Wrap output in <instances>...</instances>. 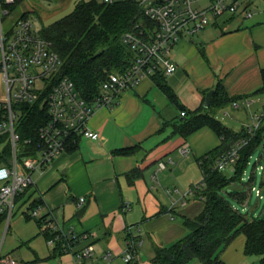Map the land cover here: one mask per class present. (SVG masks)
Returning a JSON list of instances; mask_svg holds the SVG:
<instances>
[{"label":"crops","instance_id":"crops-1","mask_svg":"<svg viewBox=\"0 0 264 264\" xmlns=\"http://www.w3.org/2000/svg\"><path fill=\"white\" fill-rule=\"evenodd\" d=\"M58 1L69 4L71 0ZM256 2L249 5V17L236 13L218 18L210 25L219 28L217 33L211 32L198 49L182 38L174 45L175 68L165 80L185 112L201 107L207 91L218 83L228 96L248 95L264 107V94H252L262 85L264 68V5ZM16 4L21 15L35 11L26 0ZM189 90L191 94H185ZM179 106L155 86L152 77H146L122 93L112 109H96L88 127L97 132V139L79 137L35 170L25 193L38 199L43 212L65 232L72 226L76 233L88 236L80 237L71 252L56 253L39 231L38 220L22 214L10 220L4 237L5 223L0 221L3 251L20 264H75L73 251L91 244L93 255L84 264H128L122 260L126 254L137 264H151L156 249L186 236L189 231L181 217L193 218L204 207L198 193L203 178L198 159L221 141L208 127L186 137L173 133V124L181 120ZM184 143L188 148L182 154L179 149ZM80 197L85 201L79 207ZM86 202L78 217L76 212ZM244 244V236L238 234L220 253V260L248 264ZM106 253L109 258H104ZM189 264L202 263L194 259Z\"/></svg>","mask_w":264,"mask_h":264},{"label":"built area","instance_id":"built-area-1","mask_svg":"<svg viewBox=\"0 0 264 264\" xmlns=\"http://www.w3.org/2000/svg\"><path fill=\"white\" fill-rule=\"evenodd\" d=\"M106 4L120 1L132 2L139 8L143 19L134 29L122 35V42L132 53L129 67L111 72L100 82L98 93L92 101L82 98L71 80L59 74L62 61L51 43L32 28L27 16H19L7 29H2V16L8 15L15 0H0V72L4 83V97L0 99V221H4L2 237L5 236L16 207L22 214L39 221V231L48 233L46 243L71 252L76 241L88 236L78 234L73 227L65 232L61 225L51 220L41 205L30 207L31 197L25 195L32 186V173L41 170L57 154L65 151L79 137L97 139V132L88 127L94 111L100 107L112 109L120 102L121 94L134 89L144 78L155 74L169 75L175 65L171 50L184 34L196 33L213 25L226 14L240 13L249 17L250 3L255 0H100ZM264 3V0H261ZM40 101L46 107L49 119L38 128V141L33 149L20 145L16 128L21 110L19 103L32 104ZM242 104L251 106V99L243 98ZM234 101V106H239ZM184 116L185 112L180 111ZM253 125L246 126L252 133L264 117V110L252 113ZM25 142H29L26 140ZM241 139L229 148L217 161L215 167L224 170L238 158ZM26 147V146H25ZM188 144L180 147L187 152ZM28 153V154H24ZM260 169H263L260 166ZM197 186L196 188H198ZM258 198L260 189L251 186ZM25 193L21 195L22 192ZM85 199H78V206ZM93 255L91 244L73 251L75 264H84ZM106 253L104 258H109ZM132 262L131 254L122 257ZM0 264H20L2 249L0 241Z\"/></svg>","mask_w":264,"mask_h":264},{"label":"trees","instance_id":"trees-1","mask_svg":"<svg viewBox=\"0 0 264 264\" xmlns=\"http://www.w3.org/2000/svg\"><path fill=\"white\" fill-rule=\"evenodd\" d=\"M142 19L139 8L132 2L106 4L97 0H79L70 13L42 25L38 33L58 53L62 61L59 74L72 81L82 98L92 101L100 82L109 73L122 71L131 64L132 53L122 42V35L134 29ZM261 78L262 85L252 94H264V68L261 69ZM152 80L172 103L179 106L165 75H152ZM247 97H230L218 83L206 110L201 106L185 112L184 107L179 106L185 115H180L181 120L173 124V133L186 137L202 127H208L221 142L198 159L203 173L202 189L198 191L204 201L203 209L193 218L181 217L188 234L169 246L156 249L151 264H189L194 259L202 264H224L219 255L238 234L245 238V255H258L259 264H264V215L247 219L222 195L228 194L238 203H245L251 192V187L241 190L238 185L253 150L264 141V117L249 133L243 126L235 131L215 116L218 109ZM18 105L21 114L16 130L20 135V145L24 149H33L38 141V128L49 119L48 111L39 100ZM241 139L244 143L238 149L232 172L224 174L223 170L215 167L216 161ZM233 183H237L234 190H224ZM36 205L40 202L32 199L30 207ZM45 235L47 238L48 233ZM54 251L63 253L59 247H54ZM128 264L137 263L132 261Z\"/></svg>","mask_w":264,"mask_h":264},{"label":"rangeland","instance_id":"rangeland-1","mask_svg":"<svg viewBox=\"0 0 264 264\" xmlns=\"http://www.w3.org/2000/svg\"><path fill=\"white\" fill-rule=\"evenodd\" d=\"M31 3L32 7L35 6V11L29 12L27 17L32 22V28L34 31H38L42 25L53 22L60 17L70 13L73 10L75 3L79 0H71L69 4H61L58 0H26ZM100 2V0H97ZM258 5H264L261 0H256ZM21 15L20 8L18 4H15L8 15L2 16V29L5 31L9 24ZM222 17V16H221ZM219 28L213 26H206L204 29L193 33L189 36H183L182 39L190 42L193 49H198L199 43L207 42L208 38L211 36V32L218 31ZM177 51V45L173 47L172 54L175 56ZM177 53V52H176ZM168 81L170 77H167ZM190 90L185 92V94H191ZM242 99H239V103ZM207 108H205L206 110ZM264 110V107H258L256 102L252 101L251 106L240 103L239 106H234L233 104L227 105L224 109H221L215 113V116L226 126H229L236 131H239L242 126L246 127L248 125H253L252 113H259ZM260 166L263 169H260ZM233 165L225 166L223 172L224 174H231ZM264 173V141H262L252 152L249 158L248 164L245 167L242 180L240 181L239 189H249V187L254 186V188L260 189L262 193V198H258L254 190H251L248 199L245 203H238L233 197L228 194L222 193V195L229 200V202L247 218L252 219L256 216L264 215V185H262V174ZM250 177H253L250 180ZM22 207H16L15 213L12 218L21 215ZM12 231V227L10 232ZM258 255H248V264H259Z\"/></svg>","mask_w":264,"mask_h":264},{"label":"water","instance_id":"water-1","mask_svg":"<svg viewBox=\"0 0 264 264\" xmlns=\"http://www.w3.org/2000/svg\"><path fill=\"white\" fill-rule=\"evenodd\" d=\"M212 94H213V90H209V91H207V93H206V95H205V98H204V101H203V104H202V106L204 107V108H207L208 106H209V104H210V100H211V97H212ZM237 187V183H233V184H231V185H228V186H226L225 188H224V190H234L235 188ZM87 202L84 204V206L83 207H81V208H79V210L76 212V215L78 216V217H81L82 215H83V213H84V211H85V208H86V206H87Z\"/></svg>","mask_w":264,"mask_h":264}]
</instances>
